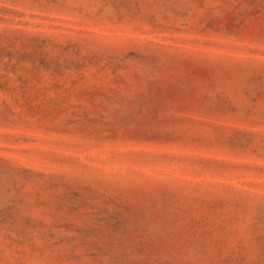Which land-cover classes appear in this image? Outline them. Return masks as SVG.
Listing matches in <instances>:
<instances>
[{
	"label": "rangeland",
	"instance_id": "374dc122",
	"mask_svg": "<svg viewBox=\"0 0 264 264\" xmlns=\"http://www.w3.org/2000/svg\"><path fill=\"white\" fill-rule=\"evenodd\" d=\"M0 264H264V0H0Z\"/></svg>",
	"mask_w": 264,
	"mask_h": 264
}]
</instances>
